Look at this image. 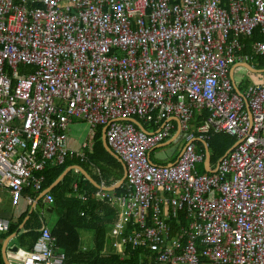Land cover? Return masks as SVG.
<instances>
[{"label":"built area","instance_id":"obj_1","mask_svg":"<svg viewBox=\"0 0 264 264\" xmlns=\"http://www.w3.org/2000/svg\"><path fill=\"white\" fill-rule=\"evenodd\" d=\"M244 40L264 55V0H0V189L12 209L36 202L26 192H44L49 164L84 155L89 143L68 145L80 119L91 138L105 125L126 165L121 195L74 188L84 204L120 209L115 251L147 249L150 264H264V71L244 91L231 80L235 66L255 62ZM205 110L198 139L225 134L236 145L200 174L205 153L190 123ZM129 118L162 127L146 132ZM173 119L183 151L156 164L151 153L172 136ZM11 223L0 217V232ZM16 254V264L66 261L46 226Z\"/></svg>","mask_w":264,"mask_h":264},{"label":"trees","instance_id":"obj_2","mask_svg":"<svg viewBox=\"0 0 264 264\" xmlns=\"http://www.w3.org/2000/svg\"><path fill=\"white\" fill-rule=\"evenodd\" d=\"M223 2L226 3L227 0H223ZM254 39L262 38L255 36ZM255 67L257 70H264V55L257 57ZM196 116L197 121L203 120V117ZM143 123L147 124L146 121ZM104 127L105 125L96 127L93 151L87 153L86 162L81 164L86 171L92 174L98 184L101 178L110 184L111 181L121 180L124 175V168L121 162L110 154L103 144ZM199 143L202 151H204L205 145L201 142ZM235 143L236 139L229 135H212L211 138L207 139L211 161H219ZM73 164L80 165V162L74 158H67L63 165H48L43 172L45 178L43 191L48 189ZM76 182L83 192L97 190L83 175L70 172L51 192L54 197L52 208L58 215L56 224L51 231L57 239L58 246L66 253L65 264H150L151 252L147 249L129 246L126 248L125 256H120L122 253L113 249L108 233L112 221L117 219V209L101 200H91L84 204L80 200L69 199L67 195L72 191V184ZM123 191L125 192V188H122L120 193ZM56 192L58 193L55 194ZM27 193L33 194L36 198L40 195V193L34 194L31 189H28ZM29 213L30 211L20 218L19 225L27 216H30L25 226L27 230L22 234V243L27 244L28 248L31 249L37 238L40 237L41 228L45 226V222L39 212L33 211L31 214ZM83 229L94 230L91 247H83L81 233ZM16 230L17 227L11 225L10 231L0 234V264H5L2 256L3 240Z\"/></svg>","mask_w":264,"mask_h":264},{"label":"crops","instance_id":"obj_3","mask_svg":"<svg viewBox=\"0 0 264 264\" xmlns=\"http://www.w3.org/2000/svg\"><path fill=\"white\" fill-rule=\"evenodd\" d=\"M244 41H246L247 43H248V46H247V48H246V51H248L249 53H252L253 54V56H254V58H255V62H254V64L252 65V64H246V63H244V64H242V65H239V66H235L233 69H232V71H231V74H230V76H231V80L233 81V83L234 84H236V85H238V90H240V91H244V90H246L247 88H249L251 85H254V84H248L246 87H244V88H242V86H243V81L241 82V75H239V74H236V69H237V67H242V68H244V69H248L249 70V72H252V73H254L252 70H250V68L249 67H247L248 65H251V66H253V68L254 69H256V67H255V64H256V59H257V57H259V56H261V55H259V54H256V53H254L253 51H252V49H251V47H250V45H249V43L250 42H248L247 40H244ZM257 70V69H256ZM259 71H264V70H259ZM259 74H261V73H258V75ZM241 76V77H239V76ZM260 76V75H259ZM255 77V76H254ZM258 77V76H257ZM238 78V79H237ZM208 116H209V112H208V110H205V112H203V115L202 116H200V117H203V120L202 121H197V119H196V117L198 118V116H196L195 118H194V120H192L191 121V123H190V132L191 133H194L195 135H196V137H197V139H196V141H195V143H196V149H197V151H199V152H204L205 153V158H204V161L203 162H201V164H198L197 165V171L200 173V174H207V173H211V172H213V171H215V169L217 168V165H218V160L217 161H211V154H210V160H209V164H207V162H206V155H207V139H209V138H211V136L212 135H220V134H213V133H211L210 134V137L209 138H207L205 141H202V140H200V139H198L199 138V133H198V128L200 127V126H202L203 124H204V122L206 121V119L208 118ZM135 120H137L140 124H143L144 126H145V128L148 130V131H151V132H153V131H155V130H159V129H161V127L162 126H159V125H155V124H151V123H148L147 122V124H144L143 122V120H139L138 118H135ZM84 120H80V119H74L73 120V122L71 123L72 124V126L70 127V131L71 132H76L77 131V127H78V123L79 122H83ZM86 122V121H85ZM173 123L176 125V129L173 131V134H172V136L170 137V138H168L166 141H164V142H162L158 147H163V146H167V145H169V144H172V143H174V142H177V141H181V142H183V147H184V144H185V142H186V139H185V137H184V134L182 133V131H181V128H180V121H178V120H176V119H173ZM199 123V124H198ZM138 127V126H137ZM105 128V127H104ZM139 128V127H138ZM97 131V130H96ZM95 134H96V132H95ZM95 136V135H94ZM82 140V139H81ZM81 140L80 139H78L77 138V136H75V135H71V136H69V134H68V144H69V148H70V150L71 151H78V150H80L81 149V146H82V143L83 142H87V143H89V141L88 140H85V141H83V142H81ZM93 140H94V137H93ZM102 140H103V137H102ZM199 142H201V143H203L204 145H205V150L204 151H202V148L200 147V143ZM93 146H94V143L92 144V145H90V143H89V147H87V148H85L84 149V155H82V156H73V157H69L70 159H72V158H74V159H77V160H79V162H80V165L79 164H73V165H71L70 167H68V168H71V167H81V168H83L82 166H81V164H82V162H86V160H87V153L88 152H92L93 151ZM183 147H182V150H180L178 153H176L175 155H174V159L172 158L171 160H170V162H169V164H173V162H176L177 160H178V158L180 157V155H181V153H182V151H183ZM209 149V148H208ZM155 150V149H154ZM153 150V151H154ZM153 151H152V153H151V157H153ZM210 151V150H209ZM111 154V153H110ZM180 154V155H179ZM179 155V156H178ZM114 156V155H113ZM178 156V157H177ZM115 157V156H114ZM177 157V158H176ZM119 160V159H118ZM119 162H121V161H119ZM121 164H122V162H121ZM50 165V164H49ZM51 165H55V164H51ZM122 166H123V164H122ZM67 168V169H68ZM123 168H124V166H123ZM66 169V170H67ZM84 169V168H83ZM85 170V169H84ZM86 171V170H85ZM211 171V172H210ZM72 173V172H74L75 174H78V175H83L84 176V178L86 179V180H88L89 181V179L79 170V169H77V168H75V169H71L68 173H67V175L69 174V173ZM86 173L93 179V181H94V184L92 183V182H90L92 185H94L95 187H96V189L97 190H95V191H92V192H83V191H81L80 190V188H79V185H78V183L76 182V183H74V184H72V191L70 192V193H68V195H67V197L69 198V199H77V200H80L77 196H76V194H75V190H74V188H75V186H78V189H79V192L80 193H86V194H88V195H90V196H92L96 191H98V190H100V189H103V188H107L105 191H107L108 193H110L111 195H121V194H123L124 193V191L122 192V193H120L121 192V190H122V188H125L124 187V184L121 186H118V184H119V182L122 180H119V181H117V180H115V181H111L110 182V184L109 183H107V181L105 180V179H103V178H101V181H100V183L98 184L96 181H95V179L93 178V176H92V174H90L88 171H86ZM94 174H95V172H93ZM63 174V173H62ZM61 174V175H62ZM60 175V176H61ZM124 175H125V169H124ZM124 175H123V177H124ZM65 178V177H64ZM63 178V179H64ZM59 179V178H58ZM57 179V180H58ZM62 179V180H63ZM57 180L48 188V189H46V190H44V192L42 193V194H45V193H49V194H51L52 195V191L56 188V186L62 181H60L59 183H57ZM125 183V182H124ZM96 184L97 185H99L101 188H98L97 186H96ZM104 185V186H103ZM109 188V189H108ZM32 190V192L34 193V194H37V192L35 191V190H33V189H31ZM27 193V192H26ZM58 192H56L55 194H57ZM42 194H40L39 196H37V200H36V202L33 204V205H30L28 202H27V200L26 199H24L23 201H22V203H21V206H20V208H18V209H16V210H14V209H12V207H11V198H10V196H9V194H8V192L5 190V189H0V217L1 218H10L11 220H12V223H11V225L13 226V227H17V230L16 231H14L13 233H11L10 235H8L4 240H3V244H2V256H3V246H4V243H5V241L7 240V246H6V255H7V257L9 258V260H10V264H14V262H15V264L16 263H18V258H17V254H16V252L17 251H19V249H22V250H29L30 248H28V245L27 244H23L22 243V234L23 233H25L26 232V230L27 229H25V226H26V222L28 221V219L30 218V216H27L26 218H25V220L19 225V223H20V218L22 217V216H24L25 214H27V212L28 211H30V213L29 214H31L33 211H37V212H39L41 215H43V216H45L46 214H50V213H55L54 212V210H53V208H52V205L51 206H49V205H47V203L44 201V199H43V196H42ZM27 195H29V196H31L32 198H36V196H34L33 194H31V193H27ZM53 196V195H52ZM39 197H41L40 198V200H39ZM94 200V199H93ZM81 201V200H80ZM96 201H100V200H96ZM103 202V201H102ZM108 204V203H107ZM108 205H110V204H108ZM111 206V205H110ZM111 207H113V208H115V209H117V214L119 215V213H120V209L119 208H117V207H115V206H111ZM118 215H117V218H118ZM57 219H58V215H57ZM57 221V220H56ZM55 224H56V222H55ZM54 224V225H55ZM45 226H47L46 224H44ZM111 226H112V224L110 225V227H109V231H110V229H111ZM48 227V226H47ZM54 227V226H53ZM53 227H50V229H52ZM43 228V227H42ZM10 231V230H9ZM8 232V231H7ZM7 232H0V234H3V233H7ZM108 236H109V233H108ZM14 237H17V242L15 243V245H12V246H9V242H10V240L12 239V238H14ZM111 240V239H110ZM15 247H17V249L15 250L14 248ZM84 248H86L85 246H83ZM125 252V251H124ZM120 256H123L122 254H120ZM125 256V255H124ZM3 259H4V257H3ZM4 262H5V260H4ZM5 264H6V262H5Z\"/></svg>","mask_w":264,"mask_h":264},{"label":"rangeland","instance_id":"obj_4","mask_svg":"<svg viewBox=\"0 0 264 264\" xmlns=\"http://www.w3.org/2000/svg\"><path fill=\"white\" fill-rule=\"evenodd\" d=\"M19 71L22 72L23 71V67H20L19 68ZM236 74H239V75L242 76L241 77V76L238 75L239 77H241V82L243 81L242 88L246 87L248 84H255V83H258V82H262L263 81L262 80L263 79V76L261 74H259L260 75L259 76L258 73H257V76H258L257 77V76H255V73L249 72L248 69H244L242 67H237ZM129 119H135V118H129ZM71 126H72V124L70 125V127ZM91 133H92L91 127L85 121L78 123V127H77V131L76 132H74V133L71 132L70 131V128L68 130L69 136H71L73 134V135L77 136L78 139H80V140L82 139L81 142H83L85 140H88L89 143H90V145H92L94 143L93 138H91ZM106 134H107V131H106ZM107 141H108V138H107ZM108 143H109V141H108ZM182 147H183V142H181V141L174 142V143L169 144L167 146L157 147L153 151V157H151V159L154 162H156V164L168 165L169 162H170V160L172 158L174 159V155L176 153H178L180 150H182ZM117 156L122 160L123 164L125 165V162L123 161V159L119 155H117ZM125 167H126V165H125ZM41 216H42L45 224L49 228L50 227H53L54 224H55V222H56V220H57V214L56 213H50V214L48 213L45 216H43V215H41ZM81 233H82L83 246H85V247H91L92 246V243H93V238H94V230L93 229H90V230L89 229H83L81 231ZM16 242H17V237L12 238L10 240V242H9V246L15 245ZM14 264H15V262H14Z\"/></svg>","mask_w":264,"mask_h":264},{"label":"water","instance_id":"obj_5","mask_svg":"<svg viewBox=\"0 0 264 264\" xmlns=\"http://www.w3.org/2000/svg\"><path fill=\"white\" fill-rule=\"evenodd\" d=\"M247 67H249L250 68V70H252L254 73H261V71H259V70H256V69H254L253 68V66H251V65H248ZM127 120H129V121H131L132 123H134L135 125H137L139 128H142L143 130H145L146 132H149L146 128H145V126L143 125V124H140L137 120H135V119H127ZM176 120H178V119H176ZM179 121V120H178ZM106 131H107V127H105L104 128V133H103V144H104V146H106L105 148H107V150L112 154V155H114L117 159H119V161H121L122 162V160L112 151V149L110 148V145H109V143H108V141H107V134H106ZM203 141V140H202ZM236 145V143L226 152V154L229 152V151H231V149L234 147ZM209 160H210V151H209V149H208V146H207V155H206V162H207V164H209ZM122 164H123V162H122ZM123 166H124V169H125V175H124V177L122 178V180L119 182V184H118V186H122L123 184H124V182H125V179H126V167H125V165L123 164ZM75 168H77V169H79L88 179H89V181L90 182H92L93 184H94V181H93V179L86 173V171L83 169V168H81V167H71V168H68L67 170H65L64 172H63V174L59 177V179L57 180V183H59L66 175H67V173L71 170V169H75ZM211 172V171H210ZM214 172V171H213ZM212 173V172H211ZM96 186L98 187V188H101L99 185H97L96 184ZM105 190L107 189V188H104ZM109 189V188H108ZM44 194H42V196H43ZM40 198L41 197H39V200H40ZM6 246H7V240L5 241V243H4V246H3V257H4V260H5V262H6V264H10V260H9V258L7 257V255H6ZM15 250L17 249V247H15L14 248Z\"/></svg>","mask_w":264,"mask_h":264}]
</instances>
